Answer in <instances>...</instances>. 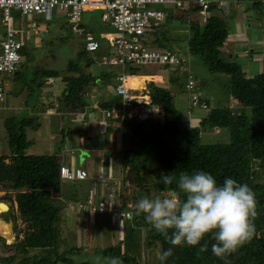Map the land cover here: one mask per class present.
Segmentation results:
<instances>
[{
  "label": "trees",
  "instance_id": "1",
  "mask_svg": "<svg viewBox=\"0 0 264 264\" xmlns=\"http://www.w3.org/2000/svg\"><path fill=\"white\" fill-rule=\"evenodd\" d=\"M241 1L244 3L247 1L245 16L249 13L252 16L248 18L259 20L264 24V0ZM169 10L162 26L154 28L147 35L150 46L168 49L166 43L170 41L183 45L185 40L181 33L184 30L176 29L175 31L173 28L184 26L185 32L189 34L188 38H185L188 55L199 57L208 67L209 72L229 77L226 88L238 112L231 107H213L200 122L199 127H182L181 113L175 105L172 91L150 82L147 88L152 101L151 105L162 108L164 119L162 121L138 120L133 117L122 122L120 117L116 120L122 123L124 166L136 174L137 185L141 191L151 184L158 192H178L175 185L165 186L161 175L181 171L189 174L206 171L217 179L218 184H223L226 178L234 179L240 184H247L256 193L258 201V216L255 219L256 235L229 256L228 261L229 264H264V56H262V73L248 78L242 66L233 59V54L229 56L227 52L228 39L234 34L230 33V30L237 23V16L228 15L218 3L210 4L208 10L210 16L206 18L204 24L197 18L202 10L199 5L186 6L182 13ZM190 13L193 17L189 16ZM248 18H246L247 23H249ZM89 24L84 23V27L96 34L95 25ZM50 26L49 30H53L52 33L55 32L57 35L64 33L63 26L57 27L54 24ZM69 29L71 30L70 24ZM159 31L161 36L158 37ZM62 37L64 43L70 39L67 34ZM99 38L104 41L102 37L99 36ZM108 51L107 47L103 51L101 46L97 51L99 53L96 52L97 55L92 56V53L86 51L83 43L76 58L69 60L67 75L64 74L65 72L47 69L43 71L39 68L33 74L43 77L38 83L41 88L48 79L62 78L66 84L60 100L64 114L85 111L91 102H88L89 94L100 101L107 97L112 98V103L106 105L107 109H111L114 105H120L122 100L115 101L112 96L114 92L116 93L113 82L117 73L100 63ZM182 61L185 65L186 60ZM153 67H159L157 72L163 69L169 70L170 81L173 84L178 82L177 74L183 70L181 65ZM125 72L129 76L140 75L139 67L132 65H128ZM149 80L151 79L146 77H129L128 86L141 90L143 82ZM95 88L98 92L94 90ZM5 124L9 131L11 153L0 156V187L16 195L21 220L27 225V232L23 243L5 245L8 255L3 256L2 260L16 264H94L90 261L77 263L74 260L73 254H79V248L61 251L64 240L59 224L62 222L65 207L62 198L60 199L64 187L60 168L65 164L62 163L60 155L56 154L27 155L26 151L32 146V142L27 138V130H38L41 127L38 117L18 120L13 116L8 118ZM204 129L228 131L230 142L204 144L202 142ZM62 133L63 141L66 140L65 136L71 135V131L66 134L62 131ZM179 195L181 199L184 198V194ZM87 201L88 198L80 203L85 204ZM127 201L128 199L123 198L124 209H128ZM135 210L137 209L133 211ZM141 214L133 220L121 221L122 226L127 230V238L132 240L133 236L129 232H134L135 228L140 231L148 229L146 246H149L148 241L159 244L161 254L170 247L173 248L174 255L163 264H225L224 260L212 253L211 245L215 241L211 236H206L201 242L208 244L206 252H199V246L192 247L186 244L182 247H173L146 221L145 214ZM10 215L14 219V215ZM9 231L8 229L0 230L2 235L0 237L9 238ZM140 234L142 235V231ZM122 247V244L108 247L97 254L102 257L119 256L123 264H143L140 261L141 256L137 257L129 246H126L124 251ZM159 264L162 262L160 261Z\"/></svg>",
  "mask_w": 264,
  "mask_h": 264
},
{
  "label": "rangeland",
  "instance_id": "2",
  "mask_svg": "<svg viewBox=\"0 0 264 264\" xmlns=\"http://www.w3.org/2000/svg\"><path fill=\"white\" fill-rule=\"evenodd\" d=\"M191 1L193 2L196 0ZM245 2L247 3V1ZM217 3L226 13H228V15H237L238 13H240L241 20H246L245 17L248 18V16H252L249 13L247 14L248 16H245L246 3L241 0H230L225 3ZM12 14L15 18V27L18 29H23L26 33V48L24 47L25 51L24 55L22 53V63L18 66V71L16 73L12 75L0 73V85L3 86V90L5 93L4 101L0 102V156L10 155L11 153L9 146V131L7 130L5 124L6 120L8 118H12L13 116L17 117L18 120L22 118H37L39 115L36 110H41V106L45 104L44 102H39V97H42L41 92L44 91H42L41 87L38 86V83L42 81L43 77L35 76L33 74L36 70V67L40 65L41 67L39 66L37 68L46 71L45 68H48L47 66H51V69L48 68L47 70L65 72L64 74L67 75V65L69 60L76 58L80 47L84 43V40L81 37L71 32V30L69 29V20L66 14H64L63 12L55 10V20L51 23L46 22L42 15H35L32 18H29L23 16L22 13L18 10H13ZM38 18L39 20H41L39 22L42 28L39 30L40 32L32 30V28L35 26H33L32 21H35ZM205 20L206 18L201 21L202 24H204ZM248 21L250 24L254 25V28L249 29L248 36H242V39H246V42L239 44L238 39L237 41L232 40L231 45H233V43L238 44V51L236 52L234 48L230 45L228 54L230 56V54L233 53V59L242 66L246 76L248 78H253L254 76L262 73L263 70L262 56H264V24L259 20H253V18H248ZM50 24H54L57 27L63 26L64 29L62 32L64 33L62 35L59 33L57 35L55 32L52 33L53 30H48L49 27L51 28ZM94 25L97 40L101 43L103 51H105L106 47L108 48V45L106 42H104L105 40H99V36L104 39L103 35L106 32L116 33V30L114 28H107V26L101 24L100 21H95ZM167 26L169 27V25ZM183 27L175 26L173 28L175 31L176 29L184 30L181 33V36L185 40L183 45L174 41L166 43L168 49L178 52L182 56V58L186 59L185 66L188 68H183V70H181V72L177 74L178 82L174 84L170 83L167 86V80L165 76H148L146 78L151 79L149 81L156 83L160 87L167 86V89H170L172 91L174 96V102L181 113L180 125L182 127L189 128L192 126V123H189L191 120L194 125L195 123H197L196 120L202 121L213 107H231L234 109L235 112L237 111V108H234L233 100L228 94L226 88L229 77L209 72L208 67L203 63V61L199 57H193L188 55L186 39L188 38L189 34L185 32V28ZM232 29L230 30V33H234V30L232 31ZM44 31L47 32L44 33ZM5 33L6 27L2 23V13L0 11V37H2ZM65 34L69 35L70 38L67 43L62 42V36H65ZM235 35L240 37V35H238L237 33H235ZM60 36L62 37V39ZM159 36H161L160 31L158 32V37ZM153 39H155L154 36ZM241 51H246V55H241ZM250 52L253 53V55H251V57H248L247 54H250ZM97 53H92V56H96ZM100 63H102V59ZM158 69L159 67L153 66L139 67L138 74L141 75L159 73L165 74L166 76L171 78V73H169V70L163 69V71L157 72ZM189 74H192L194 76L195 80L197 81L198 89L203 95L204 99L210 102V110H203L200 108L190 109L189 93L186 91L185 88ZM95 90L98 92L97 89ZM133 90L135 95L142 94H140V90L139 92H137L135 88H133ZM60 100L53 101V103H55L53 108H56L58 110V115L54 114L53 116H49L48 118H44V116L38 117V121H42L41 127L38 130H27V138L29 141L32 142V146L26 151V153L27 155L35 156L49 154H56L60 156L63 155L62 157L64 161H68V159L74 160L73 165L83 166L84 161L87 160L86 157L89 158V156H87L83 151L82 155H80V150L75 152L74 155L69 152L65 153V151L69 150L73 146H75V148H78L80 143L79 139H81V136L86 134L89 135L90 133L92 135L95 134V126L92 123L93 113L90 112L88 120L85 124L75 122L71 123L73 121L72 118L69 117L68 114H64V112L61 110L62 104ZM88 102H90V100ZM130 111L133 112V114H135L136 116H138L135 117L138 120L146 119L144 116H142V113H144V109L142 110L143 112L138 111L136 113V109L133 107ZM60 113H62L63 115ZM104 114L106 116V111L104 112ZM100 115H102V117L104 118L102 112ZM129 118L133 117L130 116ZM123 121L124 120H122V122ZM204 130L202 132V142L204 144H227L230 142V135L228 131L224 132L220 129H207L205 131ZM62 131H64L65 134L71 131V135L73 134L74 138H72V140L63 141ZM117 135L121 138L122 132L118 131ZM65 137L68 138L69 136ZM68 142H73L74 144ZM86 183L87 182L85 181L81 183L75 182L71 183L70 185V187L72 186V189L76 191L75 193L78 194V198L75 201H66L67 203H64L65 211L63 213L62 222L59 224L61 235L64 240V245L61 246V251L65 252L67 250L79 248L80 253L73 254L74 260L77 263H79L80 261H90L94 263V258L96 256H101L97 254L98 252H101L108 247L122 244L123 251L124 249H126V246H129L130 249L133 250L135 254H137V257L141 256L140 261L143 264H159V255L161 254V247L159 244H153L151 241H148V245L150 247L146 246L147 236L149 235L148 229H142L141 235L140 229L135 228L134 232H129L133 236L132 240H129L127 238V230L123 226V228H121V224L111 225L109 212L103 214L92 213L87 208L82 209L80 207L81 197L79 196L88 193V189L90 187V184L88 185ZM120 183L121 184L116 185L114 188L116 192H119L121 186H123L122 182ZM127 192L128 189L124 193L127 194ZM167 194L169 193L158 192L151 184H149V187L144 191H141L140 188H138V190L134 193V195L137 196L138 199L132 197L131 200H129L130 196L126 195H124L122 198L125 197V199H128V207L134 208L136 207L137 202L141 198L148 196L154 197L157 195L163 196ZM102 196H105V194L102 193L100 199ZM114 197H116V199L118 198L117 193H115ZM106 198L110 197L107 196ZM69 202H73L71 206L68 205ZM0 203L9 205L11 209L9 212H6L7 210H3V213L0 216H2L5 221L12 225L15 235L14 238L11 237L12 232L10 226L2 218H0L1 220H3L4 223L2 226L0 225V230H10L9 238H7L8 240L5 237H0V255L7 256V249L4 248L5 245L23 243L26 237L27 225L21 220V214L18 209V200L14 193L9 192L8 190H6V188L0 187ZM109 206L113 208L111 205ZM115 207L117 208L118 205H116ZM10 214L14 215V219L11 218ZM133 215L134 218H137L140 217L142 214L135 210L133 212ZM0 236L2 235L0 234Z\"/></svg>",
  "mask_w": 264,
  "mask_h": 264
},
{
  "label": "built area",
  "instance_id": "3",
  "mask_svg": "<svg viewBox=\"0 0 264 264\" xmlns=\"http://www.w3.org/2000/svg\"><path fill=\"white\" fill-rule=\"evenodd\" d=\"M195 4L202 8L200 14L206 15L211 2L207 0L193 2L191 0H0L2 23L6 27L5 36L0 40V73L12 75L18 71L23 58L22 50L26 45V33L23 29L15 27L13 10H18L29 18L42 15L46 22L54 20L55 10L63 12L69 20L72 32L84 40L85 49L90 53L100 50L101 43L95 34L84 27L83 18L87 13H98L102 22L116 30V33L103 35L111 53L102 58V64L109 68L121 69V73L116 76V96L122 101L120 105L107 109L106 117L110 119L121 117L122 120H126L130 116L133 117L130 110L135 108V105L151 104L147 100H140V96L135 95L133 88L128 86L129 76L125 72L126 67L181 65L183 61L174 50L149 46L147 35L154 28L162 26L169 14V8L180 10ZM35 28L34 26L32 29ZM185 88L189 93L192 108L211 109L192 75L188 77ZM4 99L5 93L0 85V102ZM159 112L161 113L162 110ZM60 177L64 182H84L91 178L88 170L70 168L66 165L60 168ZM95 180H104V175L98 174ZM97 196V192L90 189L88 201L85 204L80 203V207L87 208L92 213L109 212L112 225L133 219V212L116 204L113 195H110V198L102 196L100 200L96 199ZM72 203L69 202L68 205L71 206ZM0 264L16 263L5 262L0 256Z\"/></svg>",
  "mask_w": 264,
  "mask_h": 264
},
{
  "label": "clouds",
  "instance_id": "4",
  "mask_svg": "<svg viewBox=\"0 0 264 264\" xmlns=\"http://www.w3.org/2000/svg\"><path fill=\"white\" fill-rule=\"evenodd\" d=\"M169 9L175 12L183 10ZM208 13L202 15L204 19L209 17ZM181 67L188 68L184 61ZM161 180L165 186L175 185L178 192L141 198L136 207H128L126 210L134 212L137 209L138 212L146 214V221L171 246H199V252L202 253L208 250V244L201 242L206 236H211L215 241L211 245L212 253L224 260L225 264H229L228 257L255 237L258 201L256 193L247 184H240L231 178L218 184L217 179L206 171L162 174ZM180 193L184 194L183 199ZM173 255V248L170 247L159 255V259L163 264ZM94 264H123V261L119 256H96Z\"/></svg>",
  "mask_w": 264,
  "mask_h": 264
},
{
  "label": "crops",
  "instance_id": "5",
  "mask_svg": "<svg viewBox=\"0 0 264 264\" xmlns=\"http://www.w3.org/2000/svg\"><path fill=\"white\" fill-rule=\"evenodd\" d=\"M207 1L208 2H215V3H217V2L225 3V2H228L230 0H207ZM178 13H182V10L178 11ZM208 14H209L208 16H210V13H208ZM190 16L193 17V15H190ZM236 16H237V18H236L237 23L233 27L234 34H232L230 36V38L228 39V51H229V46L232 44L231 43L232 40L237 41V39H238L239 44L246 42L245 41L246 39L243 40L242 36L243 35L248 36L249 29L254 28V25L252 26L249 23H247L246 17H245L246 20H241L240 13H238ZM197 18L198 19L201 18L200 19L201 21L204 20L202 15L201 16L198 15ZM206 18H207V16H206ZM238 18H239V20H237ZM87 19H88V22L90 24L94 25L95 21H100V23L106 25L107 28H112L110 25H107L104 22H102V20L100 18V14H98V13H87L83 18V22L86 23ZM38 20H39V18L36 19L35 21H32L33 26L35 25V27H36L35 29H32V30L33 31L36 30L37 32H40L39 30L42 28H41V24H39ZM48 30H49V28H48ZM46 32L47 31H44V33H46ZM235 33L240 35V37L235 35ZM105 34H112V33L106 32ZM4 35L2 37H0V40H1V38H4ZM104 42H106V41H104ZM107 45H108V50H109L108 54H110L111 49H110V46L108 43H107ZM231 46L234 48V50L236 52L238 51V49H237L238 44L233 43V45H231ZM246 51L245 52L241 51L240 54L246 55ZM231 54H233V53H231ZM251 55H253V53H251V52H250V54H247L248 57H251ZM39 66H37V67H39ZM37 67H36V69H38ZM47 67L49 69H51V66H47ZM48 68H45V69H48ZM110 69L113 70L114 72H116L117 75L119 73H121V69H119V68H114V67L111 68L110 67ZM148 76H153V77L154 76H163V77L165 76V78L167 80V86L171 83L170 78L168 76H166L165 74H158V75L157 74H155V75H153V74H141L138 76H131L130 75L129 77H142L143 78V77H148ZM150 82L151 81L143 82V86H142V89L140 91V94L141 93L142 94L137 95V96H140V100H147L151 103L152 102L151 97L149 95V90L147 88V85ZM116 84H117V82H116V78H115V80H114L115 87H116ZM167 86L163 87V88L167 89ZM41 89L44 92H41L42 97H39V102H42V103L44 102L46 105L43 104L41 106L42 107L41 110H36V112H38V115H39L38 117L44 116V118L45 117L48 118L49 116H53L54 114L58 115L59 114V113H57L58 110L56 108H53V106L55 105V103H53V101H57V100L59 101L62 98L63 92L66 89V84L63 82L62 78L48 79V81L45 83V85H43V87ZM137 92H139V90H137ZM112 96H113V98H115V101L120 100V98L116 96L115 92L113 93ZM88 97H90L91 103H90V106L85 111L69 112L67 114L73 120L71 123L75 122V123L85 124L88 120L90 112H92L93 113L92 123L95 126L94 127L95 134L92 135L90 133L88 135V134L84 133L86 135L81 136V139H79L80 140L79 141L80 142L79 147L75 148V146H73L69 150H66L65 153L69 152V153H72L74 155L75 152L80 150L81 151L80 155H82V151H83L87 156H89V158L86 157L87 160L84 161L83 166H77V165L75 166V165H73L74 160L68 159V161H64L63 157H62L63 155L60 157L62 159L63 164H65L71 168H83V169L88 170L90 173L91 178H90V180L86 181L87 182L86 184H88V185L90 184V187L88 189V193H86L85 195L79 196V197H81L80 202L85 201L88 198V194H89L90 189H94L98 194L97 200L100 199V196L102 193L105 194V197L110 196V195L115 196V193H117L118 198L116 199V197H115V201H116L115 203L122 206V204H123V198L122 197L124 195L130 196L129 200H131L132 197L137 198V196H135L134 193L138 190V185L136 183H132L130 181L131 177H130L129 172H133V171L124 166L123 154H122L123 144H122V140H121L122 136L120 138L117 135L118 131L122 132V127H121L122 124L120 122H117L116 121L117 119H108L104 114V112L107 110L106 105L112 103V101H111L112 98L107 97V98L103 99L102 101H100L95 96H93L92 94H89ZM53 99H55V100H53ZM189 104H190V109H191L192 107H191V103H190V96H189ZM158 108L160 111L162 110V108H160V107H156V106H152V105H148V104H142L141 106H139V105L135 106L136 113L138 111H142L144 109V113H142V116L159 118V120L162 121L164 119L163 118V110L160 113ZM87 111H88V113H87ZM101 112L103 113L104 118L102 117V115H100ZM131 113L133 114V112H131ZM60 114H62V113H60ZM133 115H135V114H133ZM189 120H191V119H189ZM196 122L197 123H195V125L193 124L192 120L189 123L190 124L192 123V126H194V127H199L201 121L196 120ZM39 123L41 125L42 121ZM80 130H82V129H80ZM68 136H69L68 137L69 139L66 137V140H72V138H74L73 134L72 135L68 134ZM68 143H73V142H68ZM100 173L104 175V180H102V181L95 180L96 176ZM135 176H136V174H135ZM75 182L81 183L78 181H75ZM75 182H64L63 183L64 184L63 194L60 197V199L62 198L63 203H65L66 201L68 202V201L77 200L78 194L75 193L76 191H74L72 189V186L70 187L71 183H75ZM120 182H122L123 186H121V189L119 192H116L114 188L116 185L121 184ZM127 189H128V192H127V194H125L124 192L127 191ZM0 218L3 219L2 216H0ZM3 220L5 221V219H3ZM3 220L0 219V225L1 226L4 224ZM5 222L10 226V229L12 232L11 237L14 238L15 235H14L12 225L9 224L7 221H5ZM121 226H122V224H121ZM121 228H123V227H121ZM6 254L8 255V252H6ZM1 257H3V256H1Z\"/></svg>",
  "mask_w": 264,
  "mask_h": 264
},
{
  "label": "bare ground",
  "instance_id": "6",
  "mask_svg": "<svg viewBox=\"0 0 264 264\" xmlns=\"http://www.w3.org/2000/svg\"><path fill=\"white\" fill-rule=\"evenodd\" d=\"M128 84H129V78H128ZM141 91V90H140ZM86 182V181H85ZM1 205H0V214H2L3 213V210H7L6 212H8V210H9V205H7V204H4V203H0Z\"/></svg>",
  "mask_w": 264,
  "mask_h": 264
},
{
  "label": "water",
  "instance_id": "7",
  "mask_svg": "<svg viewBox=\"0 0 264 264\" xmlns=\"http://www.w3.org/2000/svg\"><path fill=\"white\" fill-rule=\"evenodd\" d=\"M129 174H130V181L132 182V183H136L137 184V180H136V176H135V173L134 172H129ZM9 208V210H8V212L11 210L10 209V207H8Z\"/></svg>",
  "mask_w": 264,
  "mask_h": 264
}]
</instances>
